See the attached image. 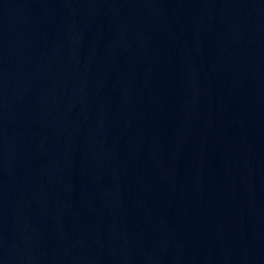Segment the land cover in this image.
<instances>
[{
    "label": "water",
    "instance_id": "water-1",
    "mask_svg": "<svg viewBox=\"0 0 264 264\" xmlns=\"http://www.w3.org/2000/svg\"><path fill=\"white\" fill-rule=\"evenodd\" d=\"M0 264H264V0H0Z\"/></svg>",
    "mask_w": 264,
    "mask_h": 264
}]
</instances>
